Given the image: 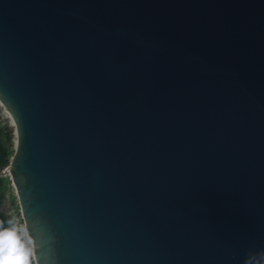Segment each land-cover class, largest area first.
Wrapping results in <instances>:
<instances>
[{
	"label": "water",
	"instance_id": "water-1",
	"mask_svg": "<svg viewBox=\"0 0 264 264\" xmlns=\"http://www.w3.org/2000/svg\"><path fill=\"white\" fill-rule=\"evenodd\" d=\"M0 105L34 264H264V0H0Z\"/></svg>",
	"mask_w": 264,
	"mask_h": 264
},
{
	"label": "trees",
	"instance_id": "trees-1",
	"mask_svg": "<svg viewBox=\"0 0 264 264\" xmlns=\"http://www.w3.org/2000/svg\"><path fill=\"white\" fill-rule=\"evenodd\" d=\"M15 150V134L9 120L0 113V169L5 168ZM10 182L0 177V208L9 191ZM12 205L19 216L17 200L12 199ZM24 236L18 234L10 215L0 211V264H27L23 244Z\"/></svg>",
	"mask_w": 264,
	"mask_h": 264
},
{
	"label": "rangeland",
	"instance_id": "rangeland-1",
	"mask_svg": "<svg viewBox=\"0 0 264 264\" xmlns=\"http://www.w3.org/2000/svg\"><path fill=\"white\" fill-rule=\"evenodd\" d=\"M0 113L3 114L9 120L10 125L12 126V123H11L9 117L4 113V110L1 107V105H0ZM4 178H6L10 182V188H9V191L7 192V194H6L5 201H4L3 205L0 208V211H3L6 214L11 216L12 221L14 223V227H15L16 232L18 234L24 236L25 242L23 244V247H24V252L26 254L25 261H26L27 264H34L32 258H31L30 252L27 251V246H29V244H28V241L26 239L24 224H23V222L21 220V216L20 215L18 216L16 214V211H15L13 205H12V199L13 198L16 199V195H15L14 189H13V187L11 185V181H10L9 177H4Z\"/></svg>",
	"mask_w": 264,
	"mask_h": 264
}]
</instances>
